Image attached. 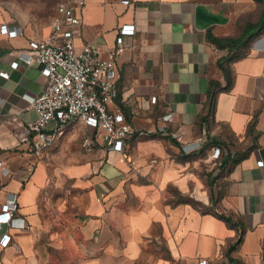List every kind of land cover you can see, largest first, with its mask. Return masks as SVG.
<instances>
[{
	"label": "crops",
	"instance_id": "crops-1",
	"mask_svg": "<svg viewBox=\"0 0 264 264\" xmlns=\"http://www.w3.org/2000/svg\"><path fill=\"white\" fill-rule=\"evenodd\" d=\"M86 1L76 43L115 58L118 95L110 109L135 132L122 152L100 141L86 149L94 130L79 121L42 158L30 153L33 99L47 79L20 54L50 34L56 8L49 17L0 8V158L7 168L0 170V212L16 194L28 226L3 225L0 237L8 233L11 242L0 244V264H264V30L228 63L229 87L219 60L230 51L209 38L240 36L262 19L264 1ZM200 9L217 21L200 28ZM3 24L21 33L10 37ZM125 24L135 32L123 35L125 49L114 55ZM180 127L189 138L207 135L202 155L171 136ZM214 146L223 148L219 160L211 158ZM211 161L219 165L215 179Z\"/></svg>",
	"mask_w": 264,
	"mask_h": 264
},
{
	"label": "built area",
	"instance_id": "built-area-1",
	"mask_svg": "<svg viewBox=\"0 0 264 264\" xmlns=\"http://www.w3.org/2000/svg\"><path fill=\"white\" fill-rule=\"evenodd\" d=\"M128 2V0H126ZM87 6L86 0H60L56 14L51 21V32L47 37L31 39L29 46L21 51V58L28 64H39L47 79V86L33 99L37 118L28 126L29 152L42 158L45 152L55 145L66 130L81 121L94 130L83 141V147L90 149L97 141L103 142L109 149L123 151L127 138L135 132L134 127L125 119L122 112H114L110 104L118 95L116 85V62L112 56H101V48L96 44L78 46L77 36L83 25L82 13ZM1 32L10 37L21 33L18 27L1 26ZM134 24H125L120 28L117 38L118 47L114 55L125 49L124 34H133ZM18 61L12 66L17 68ZM8 76V72H3ZM157 97H153L156 101ZM173 114L165 116L171 120ZM165 132L164 128H161ZM138 135L146 136L145 130ZM171 136L179 142L187 153L199 154L207 135L189 138L183 127ZM222 146L212 148L211 158H222ZM260 164L263 162L260 161ZM133 164V162H132ZM0 170H7L0 158ZM101 200V198H100ZM16 194H10L0 212V230L4 224L16 228H27L25 218L19 214ZM11 235L3 233L0 244L10 245ZM199 264H209L202 259Z\"/></svg>",
	"mask_w": 264,
	"mask_h": 264
},
{
	"label": "trees",
	"instance_id": "trees-1",
	"mask_svg": "<svg viewBox=\"0 0 264 264\" xmlns=\"http://www.w3.org/2000/svg\"><path fill=\"white\" fill-rule=\"evenodd\" d=\"M258 1H264V0H258ZM263 30H264V15L258 23L248 22L244 31L238 37H216L211 33L209 34L210 40L213 43H215L219 48L222 49L227 48L230 51L225 58L219 60V65L224 70L228 78V81L230 82L228 83L227 87L231 85V77H230L231 70L228 63L236 58L244 56L246 54V50L250 42L253 40V38L256 35L260 34ZM215 84L219 85V83L217 82ZM211 112L212 113H210V115H212L214 111L211 109ZM210 115L203 117V121L208 122ZM190 154H195V153H190ZM195 204L198 205V203ZM216 214L226 219L229 223L232 224V219L230 217L225 216L224 214H219V213ZM239 242L240 240L235 242L233 245H231L230 250L234 249L237 246V244H239Z\"/></svg>",
	"mask_w": 264,
	"mask_h": 264
},
{
	"label": "rangeland",
	"instance_id": "rangeland-1",
	"mask_svg": "<svg viewBox=\"0 0 264 264\" xmlns=\"http://www.w3.org/2000/svg\"><path fill=\"white\" fill-rule=\"evenodd\" d=\"M60 0H0V8L10 14L11 16H20L23 14H41L49 17L55 13V8ZM197 156L202 155V152L196 154ZM211 173L215 179L216 175L213 174L219 165L215 161H211Z\"/></svg>",
	"mask_w": 264,
	"mask_h": 264
},
{
	"label": "water",
	"instance_id": "water-1",
	"mask_svg": "<svg viewBox=\"0 0 264 264\" xmlns=\"http://www.w3.org/2000/svg\"><path fill=\"white\" fill-rule=\"evenodd\" d=\"M197 17H198V26L200 28H205L206 26L210 25L211 23L217 21L216 18L207 15L201 9L198 10Z\"/></svg>",
	"mask_w": 264,
	"mask_h": 264
}]
</instances>
